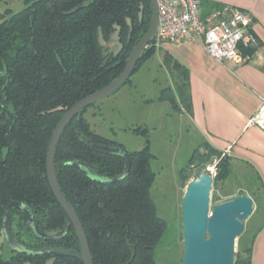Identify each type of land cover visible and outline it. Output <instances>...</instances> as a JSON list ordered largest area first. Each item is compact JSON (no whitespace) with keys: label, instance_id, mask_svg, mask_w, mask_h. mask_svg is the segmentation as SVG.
Returning a JSON list of instances; mask_svg holds the SVG:
<instances>
[{"label":"trees","instance_id":"1","mask_svg":"<svg viewBox=\"0 0 264 264\" xmlns=\"http://www.w3.org/2000/svg\"><path fill=\"white\" fill-rule=\"evenodd\" d=\"M25 2L18 12H0V248L5 211L12 201H19L33 212L38 231L51 237L35 233L24 212L14 207L11 228L15 239L29 249L51 247L62 252L13 250L12 257L4 260L0 251V264H85L77 230L48 180L50 140L70 107L108 86L123 71L150 28L153 6L151 0ZM115 32L120 44L117 52L102 42ZM154 40L143 50L132 74L155 55ZM165 61L182 73H173L175 89L165 87L159 99L170 100L176 109L181 103L191 112L187 69L170 57ZM87 109L63 131L55 167L61 190L85 229L93 264H158L155 251L167 222L158 214L151 195L153 154L148 147L128 152L121 143L98 134L85 117ZM91 144L123 148L132 161L129 174L114 182L90 177L77 163L109 178L122 175L127 167L122 156L99 152ZM204 153L198 147L189 161ZM230 163L227 156L217 164L221 178L230 173ZM258 232L236 264H253Z\"/></svg>","mask_w":264,"mask_h":264},{"label":"rangeland","instance_id":"2","mask_svg":"<svg viewBox=\"0 0 264 264\" xmlns=\"http://www.w3.org/2000/svg\"><path fill=\"white\" fill-rule=\"evenodd\" d=\"M25 6V0L1 1L0 12L8 10L10 14ZM102 42L110 51L117 52L120 48L117 32L109 41L102 39ZM163 59V51L158 48L156 54L131 75L129 82L90 105L85 117L93 130L121 143L128 152L149 148L153 154L151 166L154 172L151 195L158 214L167 222L166 231L156 247L155 259L158 264H183L182 200L189 182L202 172L215 171L210 196L212 209L217 203L251 191L249 188L255 181V175L241 169L232 174L231 166L228 176L221 178L217 164L228 156L223 151H208L189 161L201 138L172 103L158 100L162 89L173 85L169 66L173 68V73H182L173 63L165 61L164 65ZM179 77L182 78V74ZM261 211L264 210L259 200L257 208L244 219V230L236 239L235 264L239 255L244 254L252 244L255 231L263 219ZM0 251L4 260H9L14 254L5 236Z\"/></svg>","mask_w":264,"mask_h":264},{"label":"crops","instance_id":"3","mask_svg":"<svg viewBox=\"0 0 264 264\" xmlns=\"http://www.w3.org/2000/svg\"><path fill=\"white\" fill-rule=\"evenodd\" d=\"M202 1L204 12L224 6L251 12L253 31L260 43L253 49L244 50L250 55L249 60L242 64L220 62L204 49L200 41L163 42L156 45V52L158 48L163 51V64L167 56L187 69L186 83L192 111L181 103L176 110L200 136V151L213 149L227 153L232 174L238 169L253 173L255 181L249 188L251 191L243 194L255 200L256 208L260 200L264 210V130L248 124L264 100V0ZM168 72L173 82L169 86L175 89L177 77L170 68ZM163 101L171 103L167 99ZM261 212L262 225L264 211ZM253 264H264V225L254 241Z\"/></svg>","mask_w":264,"mask_h":264},{"label":"water","instance_id":"4","mask_svg":"<svg viewBox=\"0 0 264 264\" xmlns=\"http://www.w3.org/2000/svg\"><path fill=\"white\" fill-rule=\"evenodd\" d=\"M153 16L150 28L132 51L125 68L108 86L82 98L70 107L57 124L50 140L47 153V176L50 186L71 222L77 230L82 256L85 264H93L89 241L83 224L75 209L64 196L57 177L55 167V153L58 141L67 125L74 117L98 100L116 92L131 76L143 50L154 38L158 26V5L156 0H151ZM95 150L108 154L122 156L127 167L120 176L109 178L98 175L91 167L83 162L77 163L90 177L102 182H114L124 179L130 172L132 161L129 154L123 148H113L100 144H91ZM214 176L209 172H202L191 180L182 200V213L184 224V257L183 264H235V244L238 235L244 230V219L249 217L255 208L253 198L248 194H242L232 199L217 203L210 207L211 190ZM14 207L20 208L26 215L32 229L43 238L51 236L38 231L35 217L28 205L19 201H12L4 214L3 232L12 250L30 254L47 252H62L61 248L46 247L43 249H29L19 243L11 228V212Z\"/></svg>","mask_w":264,"mask_h":264},{"label":"built area","instance_id":"5","mask_svg":"<svg viewBox=\"0 0 264 264\" xmlns=\"http://www.w3.org/2000/svg\"><path fill=\"white\" fill-rule=\"evenodd\" d=\"M156 1L158 26L155 45L200 41L218 61L242 64L250 58L244 50L253 49L260 43L253 31V15L247 10L224 6L205 13L202 0ZM248 124L264 130V100ZM209 171L215 176V171Z\"/></svg>","mask_w":264,"mask_h":264}]
</instances>
